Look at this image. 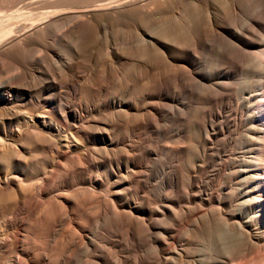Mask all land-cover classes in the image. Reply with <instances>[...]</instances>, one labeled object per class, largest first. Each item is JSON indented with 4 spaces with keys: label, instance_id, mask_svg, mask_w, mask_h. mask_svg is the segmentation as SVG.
<instances>
[{
    "label": "rangeland",
    "instance_id": "374dc122",
    "mask_svg": "<svg viewBox=\"0 0 264 264\" xmlns=\"http://www.w3.org/2000/svg\"><path fill=\"white\" fill-rule=\"evenodd\" d=\"M29 1L0 0V14L14 15L11 27L35 22V34L17 36L13 44L30 45L24 60L35 51L36 74L13 82L24 88L35 82L40 92L44 86L43 100L35 103L36 116L51 106L70 109L68 132L77 133L81 147L69 149L49 122L38 119L36 138L52 147L44 152L40 147L35 156L41 162L45 155L53 158L57 168L52 175L45 163L36 182L50 177L52 192L39 196L36 185L35 208L28 199L25 212L1 220L0 230L9 240L0 249V264H14L11 249L17 241L27 242L23 257L28 264H55L72 233L84 238L72 254L66 250L65 264H84L88 258L92 264H182L179 254H188L187 248L196 264H213L205 259L215 258L213 246L223 239L214 214L220 207L228 218L237 214L236 204L247 199L249 190L243 165L256 156L251 151L253 142L258 145L253 127L264 86L252 55L264 48V0H134L127 5L116 4L130 0ZM57 10V20H46ZM72 13H86L78 20L80 26L71 27L77 20L67 18ZM211 16L218 24L209 25ZM173 37H178L177 44ZM144 39L147 44L142 46ZM128 102L130 128L122 114ZM5 110L14 114L12 105ZM179 126L191 142L175 159L168 150L180 138ZM261 154L264 161V149ZM174 168L179 175L193 172L196 179L189 193L197 212L183 226L165 220L166 200L147 198L167 192L166 179ZM89 170L94 172L93 186L82 181L81 173ZM63 178L67 180L58 193ZM231 197L235 204L230 206ZM111 200L135 218L145 216L152 228L120 215L107 221L113 216ZM180 200L177 195L176 209L186 204ZM84 204L93 218L81 220L83 226L76 210ZM34 222L36 228L30 226ZM250 228L255 240L259 232ZM165 231L172 235L167 240L174 246L171 256L157 250ZM232 234L230 230L227 237ZM240 246L247 257L264 252L263 246Z\"/></svg>",
    "mask_w": 264,
    "mask_h": 264
},
{
    "label": "bare ground",
    "instance_id": "6f19581e",
    "mask_svg": "<svg viewBox=\"0 0 264 264\" xmlns=\"http://www.w3.org/2000/svg\"><path fill=\"white\" fill-rule=\"evenodd\" d=\"M224 1L227 3L229 2V0ZM125 2L116 5H127L129 3L134 4V0H130L128 3ZM30 4H35V0H30L29 5ZM60 14V11L57 10L49 15L46 20L54 22L55 20H57V16H59ZM85 14L86 13L68 14L67 18L74 20L77 19L76 23H74L71 27L80 26L81 21L78 22V20H81L83 16H85ZM215 16L218 19V15ZM12 18H14V15L12 13L4 16L0 14V225L1 220L5 219V217H7L8 215H11V217L19 216L21 213H23V211L25 212L28 206V199H33L32 202L35 208L36 185V190L38 191L39 196H43L47 192H52V189L49 187V183L51 182L50 177H44L43 182H36V180H38L36 179L38 178L37 174H40L42 170H45V168L43 169L45 163L50 164V174L52 175L55 174V170L57 168V163L55 162V160H53L52 157V159H50L47 155H45V162H41L40 160H37V157L35 156L40 147H43L42 152H44L46 148L52 147V145L44 146L43 144H41V141H43V139L36 138V123L39 122V120L43 118L44 123L49 122L50 130H55L58 135L63 137L69 149L76 150L81 147V141L77 133L75 131L68 132L69 124L66 117L70 115V109L58 111L55 109V107L51 106L47 110H44L43 113H40L38 116H36L35 103H40L43 100L42 91L44 90V86H41L42 90L40 89V92L37 90L35 91V82L31 86L28 85L29 87L26 88L21 87L24 84L20 86L14 84L13 81H16L15 79H27L29 77L34 78L32 75L36 74L35 51H33L31 58L24 60L22 58L23 52L28 51V49L31 47L29 44H27V46L25 47H21L22 45L20 47L14 46V39L17 36L30 37L36 30L35 22H33L34 19L30 24L19 23L11 27L9 25V21H11ZM216 18L214 16H211L207 20L210 26L218 24L216 22ZM171 40L175 44H177V42L179 41L178 37H173ZM146 44V40L144 39L141 45L144 46ZM252 56L254 58V67L257 68L260 75V84L263 87L264 48H260L254 51ZM13 69L17 72L14 74H9ZM8 105H12L14 114L8 115V113H6L5 109ZM258 109L257 125L253 127V133H255L256 136L252 134L253 136H255L253 138H256L255 140L257 141L258 145H254L256 142H253L251 146V151L255 152L256 156L254 157V161L250 165H243L246 172V179L244 183H247V187H249L247 199H244V201H239L238 204H236L237 214H235L231 218H228L225 215L222 207L218 208L217 212H215L213 217L214 219L212 221L214 222L217 231L223 230V239L218 240V242L216 241L215 245L213 246V250L215 251L213 254H215V258L210 256V258L208 257L205 259V262L211 261L213 262V264H230V262H233L232 264H264V252L260 257L259 255L261 253L256 258L248 255L249 257H251L249 258L247 257L245 249L242 250V246H240L241 243H250L264 247V161L261 154L262 150L264 149V92L262 94V99L258 102ZM3 110L5 111L3 112ZM131 110L132 107L129 102L125 106L124 110H122L124 120L127 123V127L129 126V128L131 126V118L133 117ZM176 133L180 136V138L173 141L175 145L168 150V153L171 155V157H175V159L177 156H180L183 152H185L183 151L184 144H189L191 142V137L184 134L181 126L176 128ZM88 150L89 149H87V151ZM87 163L89 165H92L90 161H87ZM170 168L172 167L170 166ZM68 172L70 173L71 170L67 169V173ZM178 172L175 171V168L173 169V171H170L169 177L167 176L168 178L166 179L167 185L165 184L167 192L163 194V196H161L162 194L156 195L152 193L153 196L151 194L147 198H149V200L154 203L159 202L160 200H166L167 204L165 207L167 208L163 212L165 220H167V222H174L179 224L180 226H183L187 221L186 218L188 216H191L197 210V208H194L191 205L189 193L191 188L194 187L196 179L195 173L193 172H189V175H179ZM44 173L47 174L48 171H45ZM93 173V170L92 172H90L89 170L87 172L84 171L83 173H81V176L83 175L82 181H84V183H86V181L87 183L90 182L89 184L93 186L91 183V180L93 179L92 177L94 176ZM84 175H87V178L84 177ZM66 180L67 178L60 179L61 184L57 186L56 190L58 193H61V190H63L62 188H64L63 186H65ZM184 181L186 182V186L182 190L181 185ZM89 190L92 189L89 188ZM177 195L179 201L182 200H180V198L182 197L187 204L181 206L180 209H176L175 206H173L175 197ZM110 197L111 195L109 194V198ZM229 199L230 206L235 204L231 200L232 197ZM38 202L39 200L37 201V203ZM39 205H43V202H39L38 206ZM110 206L111 207H109V209L111 214L109 215L113 216H107L108 214H104L105 216H107V221L108 219H111L113 217L116 218L120 215L122 218L131 217L132 219L137 220L138 223H140L147 229L152 228L151 221H149L145 216L138 215L135 218L133 214L125 210L122 211L123 209L121 208V206H119L117 203L114 204L112 200ZM47 207L48 206L43 207L44 211L45 209H47ZM153 210H150V213L155 215L156 213L153 212ZM35 211L36 210L34 209V213ZM76 211L80 220L79 225H83V222L81 220L85 219V217L89 220L93 218L89 215L85 204L82 205L81 208H78ZM66 214L69 215L70 212L67 210L65 215ZM96 218H99L100 220V214L97 215ZM127 220L130 221V218ZM212 221L211 223H213ZM17 224H19V227H21L23 224V219L20 220V222ZM30 226L35 227V222ZM248 226L256 229V231L259 232L256 234L257 238L255 240H253L254 231L251 228L248 229ZM230 230L234 232V235L232 234L231 236H229L230 238H228L227 234L229 235ZM134 232L135 231H131L130 234L134 236ZM14 233L15 232H13V234ZM0 235L2 236V238L0 237V249L3 250V248L8 246L9 236L4 235L1 230ZM69 237L70 239L68 241H63L61 251L55 259V264H65L67 256H65L66 250L68 249L72 254L74 252V248L79 246V244L83 240L82 238H84L83 235L78 233H72V235L70 234ZM170 237H172L171 232L165 231L164 236H162L161 239V248H157L160 253L163 252L164 254H169V256L172 255L170 254V252L172 251L171 249L174 248L172 243H167V240ZM95 240H97L96 236L95 239H92V242H95ZM260 240H263V243H260ZM18 242L19 241H17L16 244L14 243L11 249V252L14 253L12 258L14 264H28L29 262L27 263L24 258L26 251V249L24 248H27V242L21 245H19ZM96 244V247H98V243ZM164 244L165 247H163ZM96 247L94 249L95 252L98 251ZM190 249L191 248H187L188 254L186 255H182L181 253L179 254L180 263L196 264L195 261L189 259V257L191 256ZM44 256L49 259V253H45ZM212 260H215V262ZM83 262L84 264H92L94 261H91V259L88 258ZM33 263L35 264V261Z\"/></svg>",
    "mask_w": 264,
    "mask_h": 264
}]
</instances>
